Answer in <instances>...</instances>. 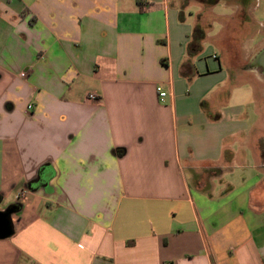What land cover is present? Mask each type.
I'll list each match as a JSON object with an SVG mask.
<instances>
[{"label": "crops", "instance_id": "obj_1", "mask_svg": "<svg viewBox=\"0 0 264 264\" xmlns=\"http://www.w3.org/2000/svg\"><path fill=\"white\" fill-rule=\"evenodd\" d=\"M263 30L264 0H0V264H264Z\"/></svg>", "mask_w": 264, "mask_h": 264}, {"label": "rangeland", "instance_id": "obj_2", "mask_svg": "<svg viewBox=\"0 0 264 264\" xmlns=\"http://www.w3.org/2000/svg\"><path fill=\"white\" fill-rule=\"evenodd\" d=\"M219 8L222 11H224V12H228L229 11V9L227 7H223V6L216 7V10L219 9ZM262 35H264V30L261 33L256 34L254 36L255 40H257L258 38H260ZM247 48L248 49H247L246 52L242 50L243 51L242 56L244 57V59H246V61H248L249 59H251V56H253V57L256 56V54L261 50L260 44H256L253 47V43H250V44H248ZM254 95H255L254 98L252 96L248 100V108H249L250 117L253 116L250 124L255 123V125H256V122L254 120V118H255V112H254V110L260 109L261 102L264 103V79L261 81V83L258 82V84H256V82H255V84H254ZM238 146H239L238 150L240 151V153H241V151H243V152L245 150L248 151L246 149V147L243 148V146L241 144H239ZM256 150H258L259 152L264 153V144L256 145ZM242 162L241 161H238V162L235 161L234 162V170H233V172H231V173H229V172L228 173H225L222 178L223 179L225 178L226 180H228V178L233 177V178L238 179L240 181L241 178H242V176H240V173H241V171H243L242 170L243 168L241 166L244 164ZM245 162H246V165H247L248 164V161H245ZM259 175H261V176L264 177V171H262Z\"/></svg>", "mask_w": 264, "mask_h": 264}, {"label": "water", "instance_id": "obj_3", "mask_svg": "<svg viewBox=\"0 0 264 264\" xmlns=\"http://www.w3.org/2000/svg\"><path fill=\"white\" fill-rule=\"evenodd\" d=\"M253 63L255 67L261 68L264 74V48H262L256 56H254ZM43 173L49 174L48 169H43ZM12 222H11V212L0 213V236H8L11 233Z\"/></svg>", "mask_w": 264, "mask_h": 264}, {"label": "built area", "instance_id": "obj_4", "mask_svg": "<svg viewBox=\"0 0 264 264\" xmlns=\"http://www.w3.org/2000/svg\"><path fill=\"white\" fill-rule=\"evenodd\" d=\"M21 76H25V73L22 72V73H21ZM157 89H158V92H159V98H160V101H162L163 98L165 97L166 93H165L164 91H162L160 87H158ZM94 97H95V95H94L93 93H91V94H88L87 99H93ZM32 106H33L32 104H28V105H27V108H28V109H31ZM22 196H23V195H22L21 192L17 194V198H18V199H19V198H22Z\"/></svg>", "mask_w": 264, "mask_h": 264}, {"label": "trees", "instance_id": "obj_5", "mask_svg": "<svg viewBox=\"0 0 264 264\" xmlns=\"http://www.w3.org/2000/svg\"><path fill=\"white\" fill-rule=\"evenodd\" d=\"M122 152H123V149L114 150V153H117V154H121ZM20 206H21L20 203L11 204L5 209L4 212L5 213H7V212H11V213L16 212V211H18L20 209Z\"/></svg>", "mask_w": 264, "mask_h": 264}, {"label": "flooded vegetation", "instance_id": "obj_6", "mask_svg": "<svg viewBox=\"0 0 264 264\" xmlns=\"http://www.w3.org/2000/svg\"><path fill=\"white\" fill-rule=\"evenodd\" d=\"M256 44H260L261 49L264 48V35L256 40ZM257 68H259V67H257ZM259 69H261V68H259ZM262 74H263V72H262Z\"/></svg>", "mask_w": 264, "mask_h": 264}]
</instances>
